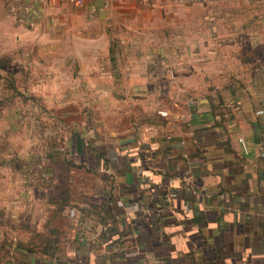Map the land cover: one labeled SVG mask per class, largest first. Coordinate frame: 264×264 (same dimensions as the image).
<instances>
[{
    "label": "crops",
    "instance_id": "0c3cea01",
    "mask_svg": "<svg viewBox=\"0 0 264 264\" xmlns=\"http://www.w3.org/2000/svg\"><path fill=\"white\" fill-rule=\"evenodd\" d=\"M79 1L0 0V20L13 27L0 31V49L35 45L48 51L62 42L69 49L109 54L142 50L143 57L130 61L134 67L126 74L100 70L97 76L137 80L142 85L128 90L134 97L161 104L167 96L174 107L165 108L170 121L154 105L134 116L137 125L128 138L116 141L118 149L113 146L110 155L94 144L99 137L73 135L76 152L85 154L93 145L101 163L109 160L100 172L109 177L107 191L112 189L121 202L115 219L103 224L97 206L105 200V189L90 196L92 201L70 217L75 225L70 243L80 242L78 249L67 248L48 264H264L261 45L231 37L213 41L216 34L230 35L236 28L229 23L231 13L216 16L205 10L210 0ZM175 1L185 8L174 9ZM193 3L199 11L190 9ZM215 18L229 20L217 27ZM111 59L116 64L114 55ZM165 81L169 87L154 84ZM141 174L149 180L144 182ZM5 183L2 178L1 194ZM1 194L3 225L7 207ZM148 202L154 203L149 211ZM133 219L137 229L130 227Z\"/></svg>",
    "mask_w": 264,
    "mask_h": 264
},
{
    "label": "rangeland",
    "instance_id": "374dc122",
    "mask_svg": "<svg viewBox=\"0 0 264 264\" xmlns=\"http://www.w3.org/2000/svg\"><path fill=\"white\" fill-rule=\"evenodd\" d=\"M210 1L213 3H208L205 10L216 12V16L221 12L231 13L229 23L236 28L230 35L216 34L212 40L231 37L229 41L259 43L260 53L264 55V0ZM173 8L185 7L175 1ZM200 8L195 3L190 7L197 11ZM226 20L229 18H215L214 25L223 26ZM243 26L247 30L243 31ZM10 29H13L11 24L6 26L0 20V31ZM80 56L83 67L79 65ZM142 57V50L109 54L101 49H69L62 42L48 51L36 49L35 45L22 50L0 49V181L5 178L6 182L4 194H0L6 195L7 207L5 222L0 224L1 262L19 261L15 255L16 242L37 234L46 235L50 226L60 236L56 257L66 253L67 248L78 249L80 242L70 243V229L75 225L67 216V207H83L85 202L92 201L90 196L102 194L103 188L107 192L105 183H109V177L101 174V165L108 163H101L93 145L79 156L74 134L99 137L93 143L110 155L113 146L118 149V139L128 138V131L137 125L135 119L144 109L152 105L161 107L166 115L160 116L170 121L165 110L172 105L169 97H161V104L150 103L147 98L134 97L137 94L128 91L132 86L142 85L141 82L126 77L115 80L97 76L100 70L102 74H126L134 67L130 61ZM123 58H129L128 62ZM173 70L174 67L169 68V72ZM154 84L156 87L163 84L165 88L170 85L166 81ZM66 191L70 204L57 211L58 201ZM87 246L92 248L94 243L88 242ZM47 261L48 258L40 255L33 258L34 264H48Z\"/></svg>",
    "mask_w": 264,
    "mask_h": 264
},
{
    "label": "trees",
    "instance_id": "16d2710c",
    "mask_svg": "<svg viewBox=\"0 0 264 264\" xmlns=\"http://www.w3.org/2000/svg\"><path fill=\"white\" fill-rule=\"evenodd\" d=\"M77 153L80 154L79 156H83L84 154L82 150L77 151ZM102 159L105 162V164H107L109 161L106 158H102ZM141 178L144 179V182H147L149 180V176H145L142 174H141ZM137 191L139 192L138 189ZM104 195H105V200L100 202L99 206H97L98 212H99L98 217H100L103 220L102 221L103 224L109 223V221L115 219V214H114L115 204L117 203V205H119V203L121 202L120 197L114 194L112 192V189L108 190L106 193H104ZM70 200L71 198H70L69 193L67 191L64 192L62 194L61 200L58 201L59 203L57 205H59L60 207L57 209V211L58 210L62 211L64 208H66L70 204ZM152 206H154V203L148 202L146 209L148 210V208H152ZM77 209L78 207L76 206L75 207L71 205L68 206L67 216L69 218L73 216L74 213H77ZM133 220L134 221H131L130 227H132V224H134L135 228L137 229V220L136 219H133ZM157 221L159 222L160 226L164 225L162 221H159V220ZM59 237L60 236H59L58 230L55 227L50 226L49 232L46 235L37 234L35 237L31 236L27 240L17 241L16 248H15L16 252L17 253L23 252L26 257H22V258L19 257L20 260L14 261V262H12L11 259L5 262L0 261V264H31L30 261L28 260L29 257L31 256L36 257L37 255L44 256L48 258V260L53 261L54 259H56V256H57L56 251L58 249V244L60 240Z\"/></svg>",
    "mask_w": 264,
    "mask_h": 264
},
{
    "label": "built area",
    "instance_id": "2783aa9c",
    "mask_svg": "<svg viewBox=\"0 0 264 264\" xmlns=\"http://www.w3.org/2000/svg\"><path fill=\"white\" fill-rule=\"evenodd\" d=\"M71 1L74 2V3H76V4H80V1L79 0H71ZM159 114L162 115V116H165L166 115V113L165 112H162V111H160ZM239 141L242 143V139H239ZM116 206H117V203L115 204V207ZM147 211H149V210H147Z\"/></svg>",
    "mask_w": 264,
    "mask_h": 264
}]
</instances>
